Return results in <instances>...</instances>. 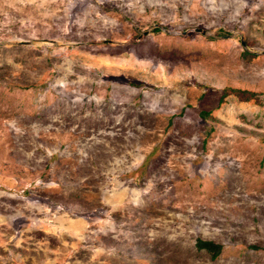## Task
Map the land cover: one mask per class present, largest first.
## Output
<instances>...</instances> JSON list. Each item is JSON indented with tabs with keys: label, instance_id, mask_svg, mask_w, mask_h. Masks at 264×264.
Here are the masks:
<instances>
[{
	"label": "rangeland",
	"instance_id": "374dc122",
	"mask_svg": "<svg viewBox=\"0 0 264 264\" xmlns=\"http://www.w3.org/2000/svg\"><path fill=\"white\" fill-rule=\"evenodd\" d=\"M0 264H264V0H0Z\"/></svg>",
	"mask_w": 264,
	"mask_h": 264
},
{
	"label": "trees",
	"instance_id": "16d2710c",
	"mask_svg": "<svg viewBox=\"0 0 264 264\" xmlns=\"http://www.w3.org/2000/svg\"><path fill=\"white\" fill-rule=\"evenodd\" d=\"M236 94H243L247 91H244V90H241V89H232ZM249 96L248 97H245L247 100L250 99V98H253L254 97V92H250L248 93ZM196 246L197 248L199 249H204L206 250L213 259L217 258L222 249H223V245L221 243H217L213 240H207V239H202V238H198L196 240Z\"/></svg>",
	"mask_w": 264,
	"mask_h": 264
},
{
	"label": "water",
	"instance_id": "95a60500",
	"mask_svg": "<svg viewBox=\"0 0 264 264\" xmlns=\"http://www.w3.org/2000/svg\"><path fill=\"white\" fill-rule=\"evenodd\" d=\"M196 31H201L203 34H205V33H206V31H205V30H201V29H196ZM22 43H28V42H22Z\"/></svg>",
	"mask_w": 264,
	"mask_h": 264
}]
</instances>
